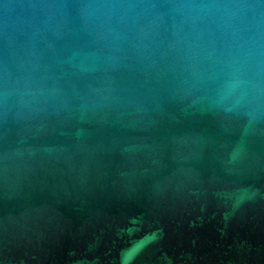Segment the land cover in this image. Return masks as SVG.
I'll return each mask as SVG.
<instances>
[{
    "label": "water",
    "instance_id": "water-1",
    "mask_svg": "<svg viewBox=\"0 0 264 264\" xmlns=\"http://www.w3.org/2000/svg\"><path fill=\"white\" fill-rule=\"evenodd\" d=\"M0 264H264V0H0Z\"/></svg>",
    "mask_w": 264,
    "mask_h": 264
}]
</instances>
